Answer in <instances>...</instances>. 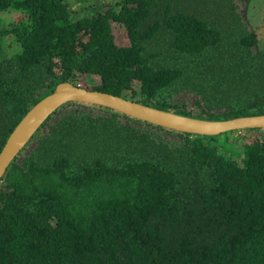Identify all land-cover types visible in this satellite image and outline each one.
<instances>
[{"label": "trees", "instance_id": "16d2710c", "mask_svg": "<svg viewBox=\"0 0 264 264\" xmlns=\"http://www.w3.org/2000/svg\"><path fill=\"white\" fill-rule=\"evenodd\" d=\"M248 4L120 0L83 14L0 0L18 12L0 25V153L60 82L200 119L263 114ZM0 264H264V129L189 133L66 102L0 179Z\"/></svg>", "mask_w": 264, "mask_h": 264}, {"label": "water", "instance_id": "95a60500", "mask_svg": "<svg viewBox=\"0 0 264 264\" xmlns=\"http://www.w3.org/2000/svg\"><path fill=\"white\" fill-rule=\"evenodd\" d=\"M69 101H80L110 107L131 116L189 133L216 135L230 130L263 128L264 113L224 120H207L163 110L110 93L78 87L70 82L58 83L54 90L37 102L9 136L0 153V179L14 157L39 127L59 107Z\"/></svg>", "mask_w": 264, "mask_h": 264}, {"label": "rangeland", "instance_id": "374dc122", "mask_svg": "<svg viewBox=\"0 0 264 264\" xmlns=\"http://www.w3.org/2000/svg\"><path fill=\"white\" fill-rule=\"evenodd\" d=\"M120 0H68L71 6H74L76 10H80L84 8V13L93 12L96 8L95 5L99 6V9H105L111 4H116ZM248 1L249 5V14L248 17L254 20V26H256L260 41L264 44V0H245ZM95 11V10H94ZM18 12L11 10V11H3L0 12V25H8L9 22L15 21ZM113 29L116 36V41L120 45H127L129 43V36L127 29L121 23L113 22ZM6 44V54L12 55L16 52L20 47H17V44L13 40V38H9L5 42ZM136 88H139V83L135 84ZM225 148L228 147L226 144ZM227 150L232 155V148L228 147ZM236 150V148H235Z\"/></svg>", "mask_w": 264, "mask_h": 264}]
</instances>
